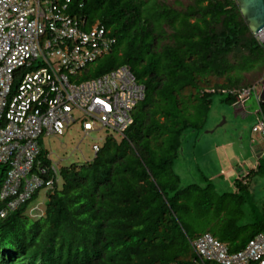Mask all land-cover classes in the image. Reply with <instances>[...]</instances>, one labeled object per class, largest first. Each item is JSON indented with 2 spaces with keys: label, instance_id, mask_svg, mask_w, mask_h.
<instances>
[{
  "label": "trees",
  "instance_id": "obj_1",
  "mask_svg": "<svg viewBox=\"0 0 264 264\" xmlns=\"http://www.w3.org/2000/svg\"><path fill=\"white\" fill-rule=\"evenodd\" d=\"M67 7L114 41L76 82L127 67L145 98L119 141L108 139L90 162L60 168L55 188L40 186L0 218V264H192V244L204 235L230 253L244 249L264 229L257 218L241 224L245 187L227 194L212 184L182 187L175 173L185 135L203 130L212 97L224 95L245 118L238 94L264 78V43L236 1L69 0ZM258 106L256 120L264 119ZM6 172L0 164V193ZM39 192L43 216L31 219Z\"/></svg>",
  "mask_w": 264,
  "mask_h": 264
},
{
  "label": "built area",
  "instance_id": "obj_2",
  "mask_svg": "<svg viewBox=\"0 0 264 264\" xmlns=\"http://www.w3.org/2000/svg\"><path fill=\"white\" fill-rule=\"evenodd\" d=\"M68 4L0 0V164L10 169L0 197L19 194L11 208L42 185L53 188L57 170L37 160L38 140L62 135L75 122L73 110L123 135L133 123V110L144 100L143 86L126 67L76 82L114 41L97 24L87 29L84 19L69 14ZM252 95L261 102L255 86L240 92L237 104L243 106ZM92 125L82 124L85 132H91ZM252 133L264 141L263 118H257ZM49 173L53 178L44 183L42 177ZM192 247L197 258L192 264H264L262 234L236 253L210 235L199 237Z\"/></svg>",
  "mask_w": 264,
  "mask_h": 264
},
{
  "label": "rangeland",
  "instance_id": "obj_3",
  "mask_svg": "<svg viewBox=\"0 0 264 264\" xmlns=\"http://www.w3.org/2000/svg\"><path fill=\"white\" fill-rule=\"evenodd\" d=\"M262 87H257L260 95ZM224 95L212 97L208 122L203 130L187 133L175 165V173L182 187L212 184L217 193H235L245 187L244 218L242 225L254 219L264 226V155L257 159L256 149L264 153L261 136L252 133L259 110L254 95L246 102L245 118L236 115L234 108L223 101ZM75 122L61 136H41L38 146L50 166L69 168L94 159L92 147L101 148L108 139L120 140L115 131L104 128L82 112L73 110ZM83 122L93 123L94 131L88 136L82 129ZM261 153V152H260ZM259 155V153H258ZM259 161V170H255ZM44 192H39L29 204V209L44 210ZM264 236V229L260 232Z\"/></svg>",
  "mask_w": 264,
  "mask_h": 264
},
{
  "label": "water",
  "instance_id": "obj_4",
  "mask_svg": "<svg viewBox=\"0 0 264 264\" xmlns=\"http://www.w3.org/2000/svg\"><path fill=\"white\" fill-rule=\"evenodd\" d=\"M250 32L264 43V0H235ZM264 103V84L260 93Z\"/></svg>",
  "mask_w": 264,
  "mask_h": 264
},
{
  "label": "clouds",
  "instance_id": "obj_5",
  "mask_svg": "<svg viewBox=\"0 0 264 264\" xmlns=\"http://www.w3.org/2000/svg\"><path fill=\"white\" fill-rule=\"evenodd\" d=\"M256 38H258L260 41H261V39H260V37L258 36V37H256ZM262 42V41H261ZM97 62V61H96ZM123 68V67H122ZM127 68V67H126ZM87 69V68H86ZM120 69V68H119ZM85 70V69H84ZM83 70V71H84ZM83 73V72H82ZM109 74V73H108ZM104 76V75H103ZM81 77V76H80ZM134 77V76H133ZM87 81H89V80H87ZM136 81V80H135ZM261 81H263V84H264V78L261 80ZM260 81V82H261ZM83 82H85V81H83ZM259 82V83H260ZM80 83V82H79ZM136 83H137V81H136ZM258 83V84H259ZM138 84V83H137ZM263 84H260V85H256V89H257V87H262L263 86ZM140 85V84H139ZM142 86V85H141ZM255 87V86H254ZM144 88V87H143ZM252 89V88H251ZM249 90V89H248ZM262 90V89H261ZM145 93V92H144ZM256 95H257V92H256ZM258 97H259V99H260V95H257ZM144 98H145V94H144ZM256 98V97H255ZM250 99V98H249ZM248 99V100H249ZM247 100V101H248ZM246 101V102H247ZM261 101V100H260ZM246 102H245V104H246ZM256 102H257V100H256ZM258 103V102H257ZM260 103H263L262 101L260 102ZM260 103H258V104H260ZM245 104L243 105V106H240L241 108H243L244 107V109H246L245 108ZM138 106V105H137ZM136 106V107H137ZM135 107V108H136ZM135 110V109H134ZM134 110H133V112H134ZM259 113V110H258V112H257V114ZM133 114V113H132ZM132 119H133V115H132ZM133 124V123H132ZM132 126V125H131ZM70 127V126H69ZM68 127V128H69ZM68 128H66V129H68ZM129 128V127H128ZM82 129H83V126H82ZM83 131H84V129H83ZM94 131V127H93V125H92V131L91 132H93ZM127 131V130H126ZM125 131V132H126ZM64 132V131H63ZM85 132V131H84ZM91 132H85V135L86 136H88ZM124 132V133H125ZM63 134V133H62ZM61 136V135H60ZM121 137L123 136V135H120ZM94 146H96V145H94ZM97 148H98V150L100 149L98 146H96ZM93 148V147H92ZM93 150V149H92ZM39 151H40V154H41V150L39 149ZM94 152V154H96L97 152H95V151H93ZM40 154H39V156H40ZM39 156H38V158H37V160L39 161V162H42V165H44L43 164V161L42 160H40L39 159ZM48 162V161H47ZM49 163V162H48ZM3 166H5V165H3ZM44 166H46V165H44ZM6 168H7V172H6V177H5V179H4V183H3V187H4V184H5V181H6V178H7V175H8V173H9V167L8 166H5ZM46 167H51L50 165L49 166H46ZM52 167H55L56 168V170H57V175H56V178H55V180H54V185H53V188H55L58 184H59V176H58V171H59V169H60V167L58 166V165H54V166H52ZM46 176H51L50 177V179L49 180H51L52 178H53V175L51 174V173H49L48 175H45L44 177H46ZM44 177H42L43 179H44ZM42 179V180H43ZM44 181V180H43ZM46 181H48V180H46ZM44 183H45V181H44ZM3 187H2V189H3ZM52 188V189H53ZM46 189V188H45ZM52 189H46V191H51ZM21 190H23V186H21L20 187V189H19V193L20 192H22ZM1 192H2V190H1ZM1 194L2 193H0V196H1ZM45 195V194H44ZM18 197H19V194H16V195H13V196H8L7 198H5V199H1V197H0V201H2V202H5V201H7L8 203L6 204V208H5V210L4 211H0V218L1 219H3L6 215H8V214H10V213H13L15 210H17L18 208H19V206H21V204H24L25 202H27L30 198H31V196H30V198L29 199H27L26 201H24L23 203H20L17 207H15V208H11L10 207V204H12V203H14L17 199H18ZM27 215H28V217L29 218H31V219H33V218H35V217H37V218H40V217H42L43 215H42V213H41V210L38 208V207H36L35 209H30V210H28L27 211ZM4 250H2V249H0V256L2 255V254H4Z\"/></svg>",
  "mask_w": 264,
  "mask_h": 264
},
{
  "label": "crops",
  "instance_id": "obj_6",
  "mask_svg": "<svg viewBox=\"0 0 264 264\" xmlns=\"http://www.w3.org/2000/svg\"><path fill=\"white\" fill-rule=\"evenodd\" d=\"M237 111H242V112H245V109H244V107L243 108H238L237 109ZM258 112V111H257ZM257 112L255 113V115L257 114ZM261 152V153H260ZM258 153H259V155H258ZM256 154H257V159H259L262 155H264V153L261 151V149H256ZM260 166V164H259V161H258V164L256 165V167H255V170H256V168H257V166ZM259 168V167H258ZM253 174L255 173L254 172V170H252L251 171Z\"/></svg>",
  "mask_w": 264,
  "mask_h": 264
}]
</instances>
